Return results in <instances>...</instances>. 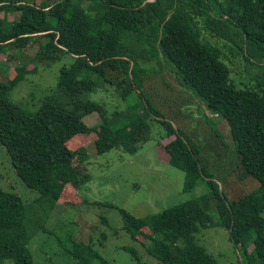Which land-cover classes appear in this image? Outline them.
I'll return each instance as SVG.
<instances>
[{"label": "trees", "instance_id": "obj_1", "mask_svg": "<svg viewBox=\"0 0 264 264\" xmlns=\"http://www.w3.org/2000/svg\"><path fill=\"white\" fill-rule=\"evenodd\" d=\"M12 13L17 16L9 22ZM29 45L36 46L34 59L17 62L13 54L23 55ZM11 52L16 62L0 81V146L16 176L38 195L26 205L0 187V264H34L28 244L39 233H52L46 224L55 207L66 211L83 202L77 191L90 180L88 143L96 154H134L151 139L152 122L164 131L162 158L184 173L183 191L202 181L208 193L142 218L119 209L131 241L158 264H216L196 235L217 226L248 264H264V0H0L4 68L2 57ZM65 54L71 63L60 68L55 89L34 113L10 100L38 64ZM159 56L176 68L208 115L227 122L241 178L257 181L256 190L229 201L196 147L158 110L145 82ZM106 84L122 100L139 93L140 107L109 112L91 100ZM93 113L99 120L87 126L83 120ZM123 250L140 264L137 251ZM65 254L74 264H110L92 245L72 243Z\"/></svg>", "mask_w": 264, "mask_h": 264}, {"label": "rangeland", "instance_id": "obj_2", "mask_svg": "<svg viewBox=\"0 0 264 264\" xmlns=\"http://www.w3.org/2000/svg\"><path fill=\"white\" fill-rule=\"evenodd\" d=\"M56 1L37 0V3L52 5ZM16 16L12 13L6 17L11 22ZM35 52L36 46L29 45L23 55L17 56L11 52L8 57L3 56L5 68L0 64V81H6L11 75L14 62L24 63L29 58L34 59ZM158 60L154 59L149 64L152 72L145 82L148 94L152 96L158 110L196 147L205 170L213 176L219 190L223 188L229 201L256 190L259 186L257 181L241 178L236 146L227 122L211 113L208 115L209 111L194 90L183 85L176 68L164 57L159 63ZM71 61L70 55L65 54L53 64H38L37 73L28 76L26 81L10 92V100L29 113H34L43 98L55 89L60 68L68 66ZM30 64L35 65L34 62ZM234 66L233 70L239 72V64ZM114 77V73L108 74V78ZM138 94L134 91L122 100L117 96L115 86L106 84L89 97L112 112L138 107ZM98 120L97 114L93 113L83 121L87 126H92ZM163 136V129L152 122L151 139L134 154L116 150L96 154L93 143H88L89 160L84 168L90 180L77 191L83 202L70 206L66 211L62 205L55 207L46 224L52 233H39L28 244L34 264H74L73 259L65 254L72 243L92 245L110 264H137L123 250L125 247L137 251L140 264H158L143 251L139 243L131 241L128 233L123 230L119 209L142 218L208 193L202 181L192 191H183V171L169 165L162 158L158 142ZM227 185L234 190L233 193ZM0 187L16 193L26 205L31 204L38 195L16 176L10 158L1 146ZM102 218L107 223H103ZM103 235L105 239H102ZM196 240L214 257L216 264H248L243 252L230 241L228 232L220 227L202 230L196 235ZM2 264H13V261L5 259Z\"/></svg>", "mask_w": 264, "mask_h": 264}]
</instances>
